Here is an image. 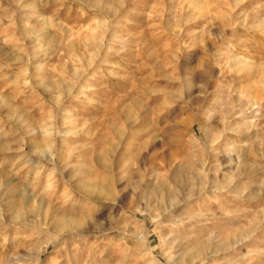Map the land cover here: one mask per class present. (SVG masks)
<instances>
[{"label": "rangeland", "instance_id": "1", "mask_svg": "<svg viewBox=\"0 0 264 264\" xmlns=\"http://www.w3.org/2000/svg\"><path fill=\"white\" fill-rule=\"evenodd\" d=\"M0 264H264V0H0Z\"/></svg>", "mask_w": 264, "mask_h": 264}, {"label": "bare ground", "instance_id": "2", "mask_svg": "<svg viewBox=\"0 0 264 264\" xmlns=\"http://www.w3.org/2000/svg\"><path fill=\"white\" fill-rule=\"evenodd\" d=\"M60 218V217H59ZM59 220V219H58ZM63 220V219H62ZM60 221V220H59ZM69 223H73V225H74V222H73V220L72 221H68ZM77 222V221H76ZM77 224V223H76ZM81 224V223H80Z\"/></svg>", "mask_w": 264, "mask_h": 264}]
</instances>
